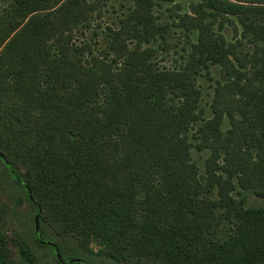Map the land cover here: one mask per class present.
<instances>
[{"label": "trees", "instance_id": "1", "mask_svg": "<svg viewBox=\"0 0 264 264\" xmlns=\"http://www.w3.org/2000/svg\"><path fill=\"white\" fill-rule=\"evenodd\" d=\"M178 1L135 0L102 56L76 40L95 2L0 0V164L33 198L37 246L56 255L46 243L62 253L68 241L59 264H264V207L230 193L264 199V0H190L175 16L195 40L189 59L161 69L169 27L153 9ZM225 22L252 45L243 55ZM211 66L222 77L205 119L197 81ZM196 124L211 152L203 177ZM20 255L36 262L26 241ZM0 264H11L3 235Z\"/></svg>", "mask_w": 264, "mask_h": 264}, {"label": "rangeland", "instance_id": "2", "mask_svg": "<svg viewBox=\"0 0 264 264\" xmlns=\"http://www.w3.org/2000/svg\"><path fill=\"white\" fill-rule=\"evenodd\" d=\"M95 2L96 12L93 15L92 28L89 31H85L86 34L83 36L80 33L77 34L76 40L78 42L89 41L96 44L95 52L99 55L104 54L105 48L108 44L107 29L117 30L121 24V20H124L128 14L135 8V0H90ZM190 0H181L175 4L161 3V7H154V16L159 24H167L168 39H169V50L159 51L155 60L157 61L159 68L161 69H176L179 68L180 64L188 61L189 54L191 52V45L194 44L195 40L192 38L188 39L185 36V32L182 29L176 27L178 19H175L177 14L183 15L188 12V4ZM196 1V0H195ZM232 1V0H231ZM98 2V3H97ZM182 5V9L177 7ZM194 16V15H192ZM174 23V24H173ZM239 30L240 27L238 26ZM216 31H219V26L214 27ZM228 43L237 44L241 41L242 45L236 46V51L242 53L247 52L248 49L252 48V45L247 41L243 40L240 36V32L237 34L235 28L230 22H225V27L221 31ZM188 42V43H187ZM221 68L211 66L210 75L206 72L198 78L197 86L201 90L200 108L204 111L205 119H210L214 116L212 104L215 98V88L217 87L216 81L220 80L222 74H220ZM200 124H196L193 130L188 133L189 142L192 144L191 163L194 165L200 177L205 176L206 162L209 159L211 152L208 149L200 150L197 148L198 140L196 139V131L199 129ZM222 132H227L230 129V122L227 118H224L221 124ZM193 136V137H192ZM221 158L219 163L221 164ZM234 183L237 181L234 180ZM237 186V185H236ZM242 192L245 196V206L247 207H264V199L254 195L252 191H244L237 186L236 191H230L232 196H235L237 192ZM29 196L25 195L23 190L16 184L14 179L5 173L4 167L0 164V235L5 237V243L8 248V256L11 264H32L24 260L20 255V245L23 241L29 243L35 253L34 264H59L56 260L58 254H54L48 248H40L37 246L38 241L37 235L41 230L40 217L39 226L35 225L36 217L39 216L35 212V208L29 201ZM224 231L228 230L230 224L225 220L223 222ZM38 229V231H37ZM54 244V243H53ZM65 247L62 253L59 255L62 258L70 257L73 253L70 247L67 245L68 241H64ZM55 245V244H54ZM93 250L97 252L95 245L92 246ZM92 261L101 263H107L110 261L109 258L94 257ZM66 264V263H61Z\"/></svg>", "mask_w": 264, "mask_h": 264}, {"label": "water", "instance_id": "3", "mask_svg": "<svg viewBox=\"0 0 264 264\" xmlns=\"http://www.w3.org/2000/svg\"><path fill=\"white\" fill-rule=\"evenodd\" d=\"M30 199L33 201L32 196H30ZM35 224H36V226L38 228V226H39V216L36 217ZM37 231H38V229H37ZM43 244H45V243H43ZM46 244L51 245V246H53L56 249V252L58 254V258H59V260H61L60 255H59V250L56 247V245H54L53 243H46Z\"/></svg>", "mask_w": 264, "mask_h": 264}]
</instances>
